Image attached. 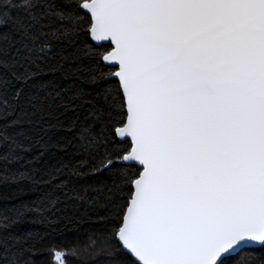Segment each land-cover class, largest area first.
<instances>
[{
    "label": "snow or ice",
    "instance_id": "obj_1",
    "mask_svg": "<svg viewBox=\"0 0 264 264\" xmlns=\"http://www.w3.org/2000/svg\"><path fill=\"white\" fill-rule=\"evenodd\" d=\"M0 264H264V0H0Z\"/></svg>",
    "mask_w": 264,
    "mask_h": 264
}]
</instances>
